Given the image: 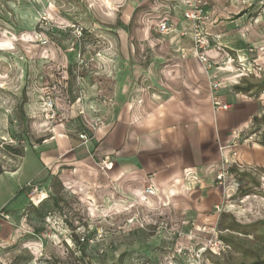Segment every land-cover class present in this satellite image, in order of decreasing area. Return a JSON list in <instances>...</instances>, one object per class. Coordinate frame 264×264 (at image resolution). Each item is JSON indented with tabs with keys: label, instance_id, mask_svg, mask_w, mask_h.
I'll use <instances>...</instances> for the list:
<instances>
[{
	"label": "rangeland",
	"instance_id": "rangeland-1",
	"mask_svg": "<svg viewBox=\"0 0 264 264\" xmlns=\"http://www.w3.org/2000/svg\"><path fill=\"white\" fill-rule=\"evenodd\" d=\"M226 5L232 13L225 14L222 43L236 49L228 51L234 69L248 74L236 89L259 109L230 144L237 143V155L221 169L232 182L205 212L210 221L199 224L193 210L158 212L151 205L144 212L105 211L57 183L41 202L27 184L23 208L0 210L12 223L0 226V264H264V0L220 3ZM179 6L173 0H0V173L58 126L100 132V91L114 97L129 80L160 101L185 87L182 69L163 49L168 40L157 31L161 16Z\"/></svg>",
	"mask_w": 264,
	"mask_h": 264
},
{
	"label": "crops",
	"instance_id": "crops-1",
	"mask_svg": "<svg viewBox=\"0 0 264 264\" xmlns=\"http://www.w3.org/2000/svg\"><path fill=\"white\" fill-rule=\"evenodd\" d=\"M173 1L180 6L174 15L161 16V22L189 34L163 35L168 41L162 46L175 57L186 86L160 101L154 94L140 92L137 83L129 80L119 84L114 97L100 91L96 103V113L103 120L100 132L84 143L82 132L56 127L50 138L24 154L14 169L0 173V210L23 208L29 183L46 193L57 183L73 193L82 192L89 204L91 200L102 203L105 211L144 212L151 205L158 212L193 210L198 212L199 224L210 221L205 212L221 200L223 184L217 175L225 167L223 158L233 159L229 146L234 132L250 128L259 104L236 89L248 74L234 69L236 59H231L228 51L236 49L222 43L226 34L223 22L225 14L232 13L230 7L220 6L224 0H208L211 21L206 33L213 44L209 55L219 65L206 75L194 53L192 22L184 15L191 0ZM214 80L220 83L216 94L230 105L229 110L214 109ZM102 98L112 99V103ZM104 156L111 157V170L99 168ZM227 182L232 181L227 178ZM148 186L154 193L145 191ZM44 194H39L41 202L47 198ZM10 225L0 218L1 227Z\"/></svg>",
	"mask_w": 264,
	"mask_h": 264
},
{
	"label": "built area",
	"instance_id": "built-area-1",
	"mask_svg": "<svg viewBox=\"0 0 264 264\" xmlns=\"http://www.w3.org/2000/svg\"><path fill=\"white\" fill-rule=\"evenodd\" d=\"M207 3L208 0H191L188 4V10L185 12V18L190 20L192 22V29H191V38L193 41V49L196 57L199 59V61L206 67L207 70H210L212 67L217 65V61L211 59L209 52L211 50V42L208 40L207 33L204 31V25L207 23V21L210 19V14L207 9ZM157 31L163 35H170L175 32H177V29L174 25L170 24L169 22L163 21L160 22L157 26ZM181 35L185 36L188 35V31H181ZM220 86V83L218 81H212L211 82V90H212V104L216 111L219 110H229L230 105L225 104L221 101L220 97L216 94V91L218 87ZM52 106V104H51ZM94 130H97L96 127L93 128ZM95 132V131H93ZM240 131L234 132L235 139H239L240 137ZM80 138L84 143H88L90 140H92L93 136L88 132H82L80 134ZM232 149V155H237L236 147L237 143L234 142L232 146H229ZM233 160L229 159L228 157L223 158L224 164H229ZM114 166V163L110 156H105V158L102 161V169L111 170ZM227 169L222 168L220 172L217 175V180L220 184L225 185L226 179H227ZM29 186L32 190V193L40 192L41 194L44 193L43 188H41L38 185L29 183ZM148 193H153L154 189L152 186L147 187L146 190ZM217 209L220 210V207L218 206ZM0 217L9 219V215H5L3 212H0Z\"/></svg>",
	"mask_w": 264,
	"mask_h": 264
}]
</instances>
